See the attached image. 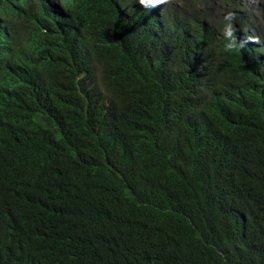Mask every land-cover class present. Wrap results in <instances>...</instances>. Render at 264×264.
<instances>
[{
	"label": "trees",
	"instance_id": "trees-1",
	"mask_svg": "<svg viewBox=\"0 0 264 264\" xmlns=\"http://www.w3.org/2000/svg\"><path fill=\"white\" fill-rule=\"evenodd\" d=\"M0 264H264V4L0 0Z\"/></svg>",
	"mask_w": 264,
	"mask_h": 264
},
{
	"label": "clouds",
	"instance_id": "clouds-1",
	"mask_svg": "<svg viewBox=\"0 0 264 264\" xmlns=\"http://www.w3.org/2000/svg\"><path fill=\"white\" fill-rule=\"evenodd\" d=\"M247 1H256V0H247ZM244 32H245V31H243V30L239 31V38H240V39H244L245 37H248V36L251 37L250 34H248V35L246 36ZM241 34L243 35V38L240 37Z\"/></svg>",
	"mask_w": 264,
	"mask_h": 264
},
{
	"label": "rangeland",
	"instance_id": "rangeland-1",
	"mask_svg": "<svg viewBox=\"0 0 264 264\" xmlns=\"http://www.w3.org/2000/svg\"><path fill=\"white\" fill-rule=\"evenodd\" d=\"M259 1H261L264 4V0H259ZM240 37L243 38V35L241 34Z\"/></svg>",
	"mask_w": 264,
	"mask_h": 264
}]
</instances>
